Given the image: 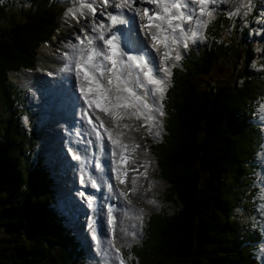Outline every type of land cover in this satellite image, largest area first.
<instances>
[{
    "label": "trees",
    "instance_id": "16d2710c",
    "mask_svg": "<svg viewBox=\"0 0 264 264\" xmlns=\"http://www.w3.org/2000/svg\"><path fill=\"white\" fill-rule=\"evenodd\" d=\"M9 2L0 4L8 21L0 27V228L10 234L0 239V264H85L65 217L53 209L56 181L38 154L34 166L29 163L32 136L20 121L21 96L8 81L9 73L38 67L37 50L62 29L64 7L59 0ZM240 29L220 15L208 26L210 45L189 51L181 69H172L164 133L152 144L160 177L170 185L166 201L176 209L150 217L142 250L134 252L148 264H261L251 246L260 241L259 228L243 232L247 227L232 215L239 205L254 211L255 160L264 144L255 124L264 104V69L250 68L257 57L251 47L221 41ZM230 57L244 60L233 80L199 91L197 80ZM25 113L34 126L33 114Z\"/></svg>",
    "mask_w": 264,
    "mask_h": 264
},
{
    "label": "rangeland",
    "instance_id": "374dc122",
    "mask_svg": "<svg viewBox=\"0 0 264 264\" xmlns=\"http://www.w3.org/2000/svg\"><path fill=\"white\" fill-rule=\"evenodd\" d=\"M11 1L14 2V0H11ZM59 1L60 2L57 3V5L60 6V4L63 3V7H64L63 9H65V11H66V8L75 9V7H77L78 3L80 2V0H59ZM96 2H97V12L95 16L97 15L98 16L95 17V19L97 21H101L102 19H104V17L101 16V8L103 4L99 0H96ZM136 3H140V2L135 0L134 7H138L136 6L137 5ZM204 5H205V12L203 15H200L199 13H197V9H199V3L197 0L196 5L193 6L195 13H196L194 15L193 21L184 25L185 29H187L188 27H192L193 29L198 28L199 34L202 38L198 39L195 43H192L191 40H189L187 49H184L182 45L179 47L178 50L182 58L179 61H175V60L169 61L168 66L170 67V71L172 68L176 69L179 66V63H181L183 58L187 56V52L190 48H197L198 46L200 47V46H203L209 43L210 40L207 39L208 26L212 24L213 21H215L214 19L216 17L215 16L216 13L218 14L221 10L228 12V15L230 16L232 23L234 24L238 23L241 25V29H240L241 31L244 28H246L244 39L240 37L241 35V32L239 33L240 30L237 31V34H238L237 37H235L232 31H228L226 35L227 37L223 36L221 38L222 43L227 42V39L228 41H232L234 43H238L237 40H239L240 44L243 43L244 46L251 47V49L254 50L255 56L257 57H256V61L251 64L250 68H252L253 71L255 72H259L262 68L264 69V66L262 63L264 61V0H216L215 3H212V0L211 1L204 0ZM213 10L216 13H212ZM106 11L116 13L119 10L114 9L113 7H107ZM71 12L72 11H68L66 14H63L64 15L63 17L64 22L62 24L63 27L58 32V34L55 35V38L50 43H46L42 45V47L39 50H37L38 67L35 70H21V71L13 72L15 75H12V73L8 74V81L11 84H14L16 86V89L18 90V93L21 96L22 103L19 105L17 104V108L20 110V112L23 111V114H21V117H20V121L22 122L23 126L26 127V129L28 128L26 130V134L28 133L31 134L32 140H33L34 148L32 147L31 149L33 155L29 158V163L32 166H34L33 165L35 164L34 156L38 154L40 158H43L44 160L43 165L46 168V170L48 169L51 172L54 179L56 180L57 182L56 186L54 188L52 187V191L54 189L53 197L55 201L53 204V209H55L58 213H60L61 216L65 217L67 223L69 221L71 222L70 226L67 223L65 226H67L70 231L72 230L71 236L76 237L74 238H75V241L78 242V246L80 247V248L78 247L79 250L82 249V254H83L82 256L85 259V264H119V259L117 258L118 255L120 258H122L125 261V264H148L146 261L144 262L143 259L137 256L139 254L138 252L137 253H134V252L137 251V249L139 248L140 250H142L141 245L144 239L146 238V235H148L147 229H148L150 217L157 215V214L169 217L173 215V211L176 209L173 203H169L166 201V199L168 198L170 194V185L165 180L162 179V176L160 177L161 171L159 169V164L158 162H156V158L153 155L154 146L152 143H159L161 141L160 140L161 135H163L162 122H164L163 118L165 116V112L163 110V102L165 101V94L163 96L162 101H160L164 115L159 116L157 113H154V115L156 116V119L159 122L158 126H156L153 121L147 120L144 114L142 113L140 114L141 118L136 119V117L132 115V112H133L132 109H128L126 111L118 110V112L124 116V119L118 120V121H122L128 124L129 126H135L139 135L144 139V145L146 146V150H147L146 158H151L152 162L155 164L153 168L145 169L139 172H136L134 167H130L124 175L126 178H129V179L134 178L133 181L135 183H133V187L135 188V192L137 194L140 193L139 191L141 187L146 186L145 181H150V183L148 184V188H149L151 195H149L148 192L146 191H145V194L143 195L146 196V202L152 205L155 208V210L150 211V212H144L143 209H139V207H137L134 201L131 202L130 199H126L123 195H121V192L117 193L120 190V187H118L115 193H113L114 197L116 193H117V196L119 197L118 199L115 198L113 200L114 202L117 200L116 201L117 206L115 205L117 207V211L116 213L113 212V217H114V232H113V230L109 228V225L107 223L108 219H106L107 217L105 216L104 211H100L102 209V206L106 207L104 204L106 197H104L105 199L102 203V206L99 205V199H98L97 201L98 207L92 208V209H100L96 212L94 217L85 216L83 207L85 208V213L86 212L88 213L89 211H87L86 205L87 207L91 208L93 206L91 205L92 203L91 200L87 199L86 201L82 199V207H81L80 205L75 203V201L73 200L71 196L72 193L79 194V195L81 193L78 189H75L76 183L74 182V178L76 179V181L78 178V181L81 182L80 177H78L77 175L74 176L72 180L75 185L70 184L71 188L70 189L67 188L68 190L67 192L66 191L61 192L60 191L61 189H59V186H61V180L58 178V176L61 174L57 170L56 166L53 165V163H56L55 160L53 159V156L55 153H60L62 155L61 151L62 152L64 151H63L62 146L60 147V144L62 143H60L59 145H56L58 143H52L53 142L52 140L53 138L59 139V140L61 139L62 142H65L66 139H69V138L73 140L74 136L72 135V131H73L72 129H74V123L76 122H73V120L71 119V120H68L66 123H63L65 119L63 121L61 114L60 115L52 114V115H55V118L54 120L53 119L49 120V116L44 115L42 111L40 110V108L38 107L40 102H44L43 100L49 97L50 92H51V96L48 99V106L51 107V112L53 111L52 108L55 109L56 106H60L64 103L67 104L66 100L65 102L64 100H59L61 99V95L59 97L56 96L57 97V103H56L55 98H53L54 96L53 93L55 91L53 90V87H51L52 86L51 83L49 84L40 83V81H38V77H43L47 74L43 68L44 62L41 61L40 59L41 51L47 52V54H51V51H56L57 47L63 46V44L67 42L68 43L74 42L76 40V37L81 34V32L77 31V29H81V26L88 25L89 23H91L93 19L91 12L88 10L84 11V16L79 18L78 21L73 18V16L70 14ZM124 13H128L130 15L134 14L132 12H129L127 9L124 10ZM250 16L252 17L254 16V17L251 19ZM197 22H200V23L202 22V27H199ZM7 25H8L7 19L0 17V27H5ZM132 26L133 25H130L131 28L129 29H127L126 27V30H128V32L130 33V36H132L131 32L132 33L134 32V29L132 28ZM142 32L140 33L142 34ZM126 37L128 36L125 35V38ZM136 37L138 39L139 34H137L136 36H133V39L134 38L136 39ZM147 44H149L148 46L149 48L152 49V53H153L150 57H154L157 62H160L162 59V53L166 49L163 47L162 44L158 45L159 47V52H158L157 49H153L150 46L151 45L150 41H147ZM136 45L137 43L135 44V46ZM47 47L48 49H46ZM242 48H243L242 46L238 45L239 50L242 51ZM137 49L138 48H132V51H137ZM139 52L141 53V51ZM243 61H244L243 59L241 61H237V60L234 61V57L225 58L218 64L217 67L214 68V71L212 72L210 76H204L197 80L196 85H197L198 90L199 91L203 90L209 84H219V82H223V81L230 82V80H233V77L236 76V72L239 71L240 68L243 66ZM64 64L65 63H63L62 65L64 66ZM178 69H181V68L178 67ZM67 75L70 76L71 74L63 70L59 76V79L60 77H61V80L63 78L68 79ZM171 75H172V71H171ZM171 75L166 77V80H167L166 88L170 84L169 80H170ZM13 76H16V77L13 79ZM160 76H163V73H160ZM113 98L115 100V93H113ZM101 101L103 103V106H105V102L103 100ZM149 102L151 103V101ZM58 103L60 104L58 105ZM70 106H72V104L68 106L69 109L73 110L75 108L74 106L72 107ZM26 108H30L32 110L31 112L33 113L32 120L34 122L33 123L34 126H32V121H30L31 117L29 116V114L25 113ZM36 112L40 114V117L38 116L37 118V115L34 114ZM75 114H77V112H75ZM57 119H60L58 126L59 127L62 125L64 126L62 129L63 137L61 138H59L57 135L51 136V133L47 129V126L51 124V122H55ZM252 121H255V120H252ZM256 121L258 124L262 126V134L264 136V104L258 114V117L256 118ZM60 123L62 124L60 125ZM108 125L109 123L106 122L105 126L107 127ZM37 129H40L42 133L40 132L36 133L38 131ZM63 130H65L66 133H64ZM157 131L159 132V135H156ZM39 133L41 134V136L38 138L37 135H39ZM34 135L36 136L35 138H34ZM40 138L42 139L40 140ZM262 146H263L262 150L259 152L255 160V166L257 167H256V172L253 176L254 180L252 181V188H251L255 190V193H254L255 197L250 200V203H252V208H254V211H251L252 210L251 208L245 209L243 208V206L239 205L232 212V215L237 218L238 225L247 227L246 229H244L243 232L249 231L248 226L254 225L259 228L260 237L264 229V209L262 208V205H263L262 202L264 201L262 197L263 195L262 189L259 188L260 179L258 183V172L260 168L263 167L260 161V154L264 153V145ZM109 150H111V148H109ZM75 152L79 153L80 151H75ZM75 156H76V159H75L76 161H81V160L82 162L84 161V158L82 157V155L78 156L77 154ZM52 160L54 162H52ZM61 160H62V165L72 164V162L69 163V160L67 161V157L65 156L61 157ZM110 160L112 162V158ZM109 162L110 161H108V163ZM57 167L58 169L61 168L60 165ZM109 167L110 165L108 164V166H106L105 168L106 172L108 170H111V168ZM74 171H76L75 174L78 173L77 170L74 169ZM131 174H133L132 178L130 177ZM49 177H51L50 173H49ZM89 187H91V190H93L91 185ZM158 188H161V190L157 191ZM88 189L89 188H86L87 192H89ZM101 192L104 193L105 190ZM84 197H87L85 192H84ZM68 201L72 206H74L75 211H73L72 206L66 203ZM241 202H244V201L242 200ZM74 212H75V217H74ZM77 212H81V214H83L84 216H81V217L78 216ZM78 218H80L83 221L81 225L79 224L80 219L78 220ZM259 223L260 225H258ZM251 229L253 231V229L255 228H251ZM133 233H135V235H133ZM9 234L10 233L7 232L4 228H0V239L7 237ZM94 236L95 238H93ZM113 237L115 238L112 240L111 238ZM251 246H252L255 256H257V259L261 262V264H264V245L261 242L257 243L256 241ZM117 249L119 250V253H117L116 251ZM173 264H184V263L175 262Z\"/></svg>",
    "mask_w": 264,
    "mask_h": 264
},
{
    "label": "snow or ice",
    "instance_id": "6c2138e0",
    "mask_svg": "<svg viewBox=\"0 0 264 264\" xmlns=\"http://www.w3.org/2000/svg\"><path fill=\"white\" fill-rule=\"evenodd\" d=\"M139 2L141 4L153 3V0H139ZM215 2L216 0H212V3ZM196 3L197 0H173V2L160 0L156 3L155 8L150 10L146 7L143 9L134 7V0H118V2L117 0H103L101 16L108 23L95 19L97 12L96 0H80L77 8L70 13L77 21L84 16L85 10L90 11L93 16L90 26L84 25L81 26V29H77L81 34L76 37L77 42L71 45L69 63L65 71L74 75L76 80L79 81V91L86 106L81 110V114L82 117L86 118L87 123L91 125L101 151H103L105 137L110 141L111 170L117 172L116 180L119 184L125 183V180L121 179L120 176L122 171L120 163H127V157L123 153L128 145L119 142L113 135V126L118 129L119 125L116 122L124 119V116L118 110L132 109V115L136 119H140L142 113L147 120L153 121L158 126L159 122L154 113L159 116L164 115L160 101H162L166 92V77L171 75L168 66L169 61H179L182 58L178 50L181 45L184 49H187L189 40L195 43L202 38L198 28L188 27L185 29L184 27L185 24L193 21L196 14L193 6ZM107 7H113L120 11L113 14L106 11ZM125 9L135 13V15L126 17L124 14ZM150 11L151 14H149ZM204 12V0H199V14L203 15ZM136 16L140 18L141 29L145 31L146 35L151 36L152 47L159 52L158 45L162 44L166 49L162 53L160 62L150 56L146 59L145 55H129L121 48L119 37L115 33L110 36L106 35V33H112V30L117 26L127 25L130 21L134 23ZM197 23L199 27H202V23ZM160 73H163V76H160ZM101 81H103V84ZM113 93H115L116 102H113ZM101 100L105 102L103 107L100 106ZM93 105H96L100 112L112 117L107 127L105 126L106 122L93 109ZM89 109H92L91 115ZM93 117L99 123H95ZM124 127L128 126L124 125ZM101 129H103V132H101ZM119 134L122 135V133ZM156 135H159L158 131ZM136 147H139V145ZM96 167L103 170L99 163ZM81 183H84L83 176L81 177ZM133 183L135 182L133 181ZM91 185L97 187L95 179L91 180ZM108 187L111 189L112 185L109 184ZM132 191H135V188ZM121 195L127 198L126 192H121ZM107 223L114 232L112 208L108 209ZM116 251L119 253L118 249ZM117 258L119 264H125V261L119 255Z\"/></svg>",
    "mask_w": 264,
    "mask_h": 264
},
{
    "label": "bare ground",
    "instance_id": "6f19581e",
    "mask_svg": "<svg viewBox=\"0 0 264 264\" xmlns=\"http://www.w3.org/2000/svg\"><path fill=\"white\" fill-rule=\"evenodd\" d=\"M136 1H139V0H136ZM136 4H137L136 6L139 7V5L141 3H136ZM119 11H117L116 13H118ZM116 13H113V14H116ZM124 14L126 17H131V16L135 15V13L132 15H130L128 13H124ZM102 20L104 23H108V21L106 19H102ZM146 22L147 21L145 20V23ZM138 23H139V20H137V18H135V22L134 23L132 22V25L136 26V25H138ZM90 24L91 23H89L88 26H90ZM129 25L130 24L120 25V26H117V28H114V29L120 30L118 37H119V43L121 45V48L122 49L124 48V51L126 52V46L127 45H129L132 48L138 47L141 51V55L148 54V56H150L152 54V49L149 48V46L147 45V43L144 40V36L141 33L138 32V34H139L138 39H137V37H136V39L135 38L133 39V35L130 36L129 32H128V34L125 32L124 33L121 32L122 28L126 29V27H127V29H128ZM141 30L145 33V31L143 29H141ZM106 35L110 36L111 33L110 34L106 33ZM125 35H127L129 38L128 37L125 38ZM76 42H77L76 40L72 43L67 42V43L63 44V46L57 47L56 51H51V54H47V52H44V51L43 52L41 51V53H40L41 54L40 59H41V61L44 62L43 68L47 74L43 77H38V81H40V83H43V84L51 83V85H52L51 87H53V90L55 91L53 93V95H54L53 98H55L56 103H57V97H59L61 95L62 86L66 87L68 85V82H69V79L63 78L61 80V77L59 79V76L62 73V71L65 70L67 64L69 63V56L71 54V45L73 43H76ZM136 43H137V45H136L137 47L135 46ZM46 49H48V47ZM146 59H148V58H146ZM37 60H38V58H37ZM63 63H65L64 66L62 65ZM12 75H15V74L12 73ZM70 76L72 78V82H71V84L69 83V86L71 88L74 87L72 90V96H70V100L73 103L76 100L77 96L78 97H82V96H81L80 91H79V81H77L75 76H73L72 74ZM15 77L16 76H13V79ZM112 99H113V102H115V100L113 98V94H112ZM59 100H61V99H59ZM64 102H65V100H64ZM59 104L60 103H58V105ZM62 105H64V107H66L65 103ZM100 106L103 107L102 101H100ZM74 107L75 108L72 110V109H69L67 106L66 107V111H67L66 116L64 118L62 117L63 121L65 119V121L63 123H66L68 120H71V119L73 120V122H76V123H74V129H72L73 130L72 135L74 136L73 140H71V138H69L70 139L69 140L70 146L72 147V144H73L75 138L81 137L83 135L84 137L88 138V143L93 144L95 147H94V150H91V148H89V151H90L89 159L85 160V158H84L83 162H82V160L76 161V162H72L71 165H65V164L62 165L61 157L64 156L63 153H62L63 156L60 153L54 154L53 159L55 160L56 163H53V165L56 166L57 170L61 174L58 176V178L61 180V186H59V189H61L60 191L61 192L66 191L67 192L68 191L67 188L68 189L71 188L70 184H74L72 179L74 178L75 175L80 177V179L83 176L85 182H86L87 177L89 178L87 180L88 182H91V180H93V179L96 180L97 187H92V188H93V191L94 190L100 191L101 197L98 198L100 206H102V203L105 199L104 197H106V200L104 201L105 202L104 204L106 207L102 206V209H101V211H104V214L107 217L106 219H108V209L109 208H112L113 211L114 210L117 211L116 206L108 207L107 204L109 201H111V199L112 200H114L115 198L118 199L119 197L117 196V193H119V192H126L127 193L126 199H130L131 202L134 201V203H136L137 207H139V209H143L144 212H150V211L155 210V208L152 205H150L146 202V196L143 195V194H145V191L148 192L149 195H151L149 188H148V184L150 183V181H145L146 186L141 187L140 191H139L140 193L137 194L135 191H132V189L134 188L133 187V179L134 178H132L133 174L130 175V177L132 179L126 178L124 175L130 167H134L135 171L139 172V171H142L145 169L153 168L155 165L152 162L151 158H146L147 150H146V146L144 145V139L139 135L135 126H129L128 124H126L122 121H117L116 123H117V125H119V128L117 129L115 126H113V128H112L114 138H116L119 142L128 145V148L123 153L124 156L127 157V163H123V162L120 163V168L122 169L120 176H121V179L125 180V183L119 184L117 182V180H116L117 172L116 171L108 170L106 172V173H108L109 171H112L109 175H106V180H108L112 185V190L111 191L109 190L110 191L109 192L110 195H109L106 191V188L99 183V179L96 178L95 176H92V173H94V169H95V171L98 170V168L96 166H93L92 162L99 163V161H100L99 157H101L102 154L97 152V148L100 147V144H99L95 134L92 132L91 125H89L87 123L86 118L82 117L81 110L83 108H85L86 106H85V104H83V106H80L79 103H75ZM93 109H95L97 115H99L100 118L102 120L106 121L107 123H109L112 120L111 116H108L103 112H100L99 108L96 105H93ZM52 110H53L52 114L60 115V114L56 113L55 109L52 108ZM75 112H77V114H75ZM79 112H80L81 116H80ZM91 112H92V109H89L90 115H91ZM53 116L55 118V115H53ZM66 117H67V119H66ZM59 120L60 119H57L55 122H51V124H49L47 126V129L51 133V136L57 135L59 138H61V137H63L62 129L64 126L63 125L60 127L58 126ZM93 121L95 123H99L98 121H95L94 117H93ZM61 124L62 123H60V125ZM124 125H127L128 127H124ZM87 127H89L90 129ZM101 132H103L102 129H101ZM119 133H122V135H120ZM52 141H53L52 143H58V144L60 143L59 139L53 138ZM58 144H56V145H58ZM137 145H139V147H136ZM67 147H69V146H67ZM71 147H69V148L72 150ZM103 147H104V149H106L108 147L111 148L110 141L107 140V137H105V142H104ZM79 153H81V152H79ZM80 155H82V154H80ZM103 157L104 158L106 157L107 161H110L109 162V165H110L109 168H111V166H112V162L110 160L112 158L111 155L106 154V156H105V154H104ZM260 161H261V164L263 167L260 166L262 168V170L260 168L259 172L260 171L261 172L260 173L258 172V183H259V179H260V184H259L260 187L259 188L262 189V193H263L262 197H263V201H264V153L260 154ZM52 162H54V161L52 160ZM149 162H151V163H149ZM73 163H74V165H73ZM101 163H103V161H101ZM58 164L60 165L61 168L62 167H64V168L58 169V167H57V166H59ZM74 169L77 170V172H78L77 174H75L76 171H74ZM100 174H101V172L97 174V177H99ZM100 177H102V175H100ZM53 179H54V177H53ZM77 180H78V178H77ZM74 182L76 183V185L74 184L76 186L75 189H78L80 191L81 187L77 185V181L75 178H74ZM89 185H91V184H89ZM89 185L86 186V188L91 189V187H89ZM118 187H120V190L115 194V197H114L113 193H115V191L117 190ZM103 190H105L104 193L101 192ZM159 190H161V188L157 189V191H159ZM88 191L89 192H87V191L85 192L86 196L88 198L87 197H84L85 199L83 198L86 201H87V199L92 200V198L94 197L92 194V190L90 191L88 189ZM93 199H95V197ZM98 199H97V201H98ZM262 203H263L262 208L264 209V202H262ZM91 205H93V204L91 203ZM116 205H117V202H116ZM79 209H81V208H79ZM87 211H89V210L87 209ZM90 213H93V212L90 211ZM77 214L79 215V212H77ZM80 214H81V212H80ZM81 215L83 216V214H81ZM82 223H83V221L80 219L79 224L81 225ZM263 232H264V229H263ZM263 235H264V233H263ZM111 239L113 240V238H111ZM85 244H86V242H85Z\"/></svg>",
    "mask_w": 264,
    "mask_h": 264
}]
</instances>
